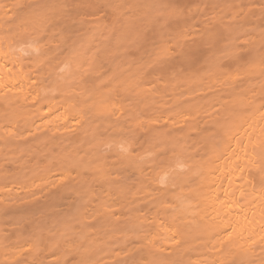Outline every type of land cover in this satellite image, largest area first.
I'll return each instance as SVG.
<instances>
[{
    "label": "bare ground",
    "instance_id": "6f19581e",
    "mask_svg": "<svg viewBox=\"0 0 264 264\" xmlns=\"http://www.w3.org/2000/svg\"><path fill=\"white\" fill-rule=\"evenodd\" d=\"M0 264H264V0H0Z\"/></svg>",
    "mask_w": 264,
    "mask_h": 264
}]
</instances>
